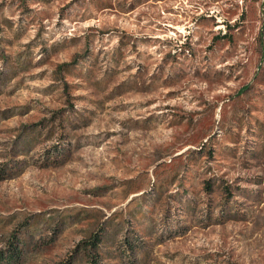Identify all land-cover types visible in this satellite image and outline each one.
Here are the masks:
<instances>
[{"label":"rangeland","instance_id":"rangeland-1","mask_svg":"<svg viewBox=\"0 0 264 264\" xmlns=\"http://www.w3.org/2000/svg\"><path fill=\"white\" fill-rule=\"evenodd\" d=\"M12 239L13 264H264V0H0Z\"/></svg>","mask_w":264,"mask_h":264},{"label":"trees","instance_id":"trees-1","mask_svg":"<svg viewBox=\"0 0 264 264\" xmlns=\"http://www.w3.org/2000/svg\"><path fill=\"white\" fill-rule=\"evenodd\" d=\"M100 233L93 235L86 245L83 247V251L96 250L100 242ZM9 246L7 251L0 253V264H13L19 258V250L16 240L12 239L8 242ZM88 264H98V259L95 255L89 256L87 258Z\"/></svg>","mask_w":264,"mask_h":264}]
</instances>
